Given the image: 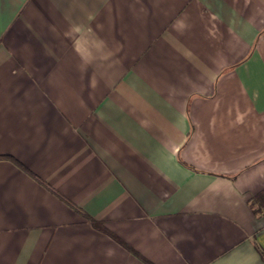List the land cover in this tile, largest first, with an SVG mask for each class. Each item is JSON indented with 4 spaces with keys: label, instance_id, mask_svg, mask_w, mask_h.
Here are the masks:
<instances>
[{
    "label": "crops",
    "instance_id": "obj_1",
    "mask_svg": "<svg viewBox=\"0 0 264 264\" xmlns=\"http://www.w3.org/2000/svg\"><path fill=\"white\" fill-rule=\"evenodd\" d=\"M263 190L264 0H0V264H264Z\"/></svg>",
    "mask_w": 264,
    "mask_h": 264
},
{
    "label": "trees",
    "instance_id": "obj_2",
    "mask_svg": "<svg viewBox=\"0 0 264 264\" xmlns=\"http://www.w3.org/2000/svg\"><path fill=\"white\" fill-rule=\"evenodd\" d=\"M260 197H261V200L263 201L262 204L264 205V190H263V192L261 193ZM77 209H78V208H77Z\"/></svg>",
    "mask_w": 264,
    "mask_h": 264
}]
</instances>
